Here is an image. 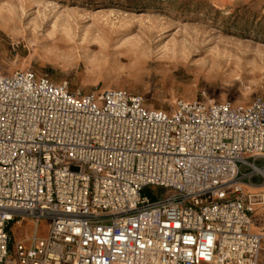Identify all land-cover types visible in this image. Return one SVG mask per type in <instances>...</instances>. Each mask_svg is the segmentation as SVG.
Here are the masks:
<instances>
[{
  "label": "built area",
  "instance_id": "2783aa9c",
  "mask_svg": "<svg viewBox=\"0 0 264 264\" xmlns=\"http://www.w3.org/2000/svg\"><path fill=\"white\" fill-rule=\"evenodd\" d=\"M263 212L262 98L166 111L0 68V264H258ZM24 220L47 233L11 244Z\"/></svg>",
  "mask_w": 264,
  "mask_h": 264
},
{
  "label": "rangeland",
  "instance_id": "374dc122",
  "mask_svg": "<svg viewBox=\"0 0 264 264\" xmlns=\"http://www.w3.org/2000/svg\"><path fill=\"white\" fill-rule=\"evenodd\" d=\"M0 68L81 94L124 89L166 111L177 99L264 100V0H0ZM47 228L9 222L11 244Z\"/></svg>",
  "mask_w": 264,
  "mask_h": 264
},
{
  "label": "crops",
  "instance_id": "0c3cea01",
  "mask_svg": "<svg viewBox=\"0 0 264 264\" xmlns=\"http://www.w3.org/2000/svg\"><path fill=\"white\" fill-rule=\"evenodd\" d=\"M24 222H27V223H33V222L30 221V220H24V221H20L19 223H17V225H20V224H22V223H24ZM33 237H36V236H35V235H34V236H30V235H28V236H26V237H24V238L16 239L15 241H20V242H23V243H25V244H30V243H31V240H32Z\"/></svg>",
  "mask_w": 264,
  "mask_h": 264
}]
</instances>
